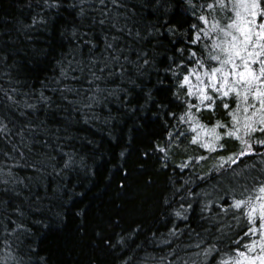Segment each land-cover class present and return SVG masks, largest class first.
I'll use <instances>...</instances> for the list:
<instances>
[{
	"label": "snow or ice",
	"instance_id": "6c2138e0",
	"mask_svg": "<svg viewBox=\"0 0 264 264\" xmlns=\"http://www.w3.org/2000/svg\"><path fill=\"white\" fill-rule=\"evenodd\" d=\"M168 3L42 0L41 5L37 0L40 11L30 23L19 22L18 31L32 39L29 33L49 30V10L60 16L61 10L71 9L62 33L67 50L55 57L56 74L45 79L35 102L27 98L31 93L20 101L18 88L0 86V143L10 146L7 151L0 148V230L13 264H25L14 244L32 234L30 223L50 228L62 222V213L53 211L62 205L46 207L45 200L52 204L61 199L69 187L63 181L85 166L83 157L77 159L79 154L65 146L70 147L75 138L72 130L81 120L94 126L95 121L107 124L116 119L111 104L117 105V113L123 108L135 114L150 104L167 108L165 115L171 121H165L164 133L148 149L162 169L169 168L168 161L179 152L184 160L173 168L191 170L182 184L174 186L172 199L163 200L164 205L175 201L178 207H170L163 217L170 227L160 234V242L170 247L157 264H264V169L258 174L237 171L245 157L259 156L264 162L260 151L264 149V0H184L189 16L174 14L160 27L142 14ZM169 10L165 7V13ZM162 36L173 45L171 53ZM14 43L0 34V65L9 69L15 66ZM162 55L164 60L159 59ZM153 73L155 90L145 83ZM4 75L11 83V73ZM21 106L32 116L19 111L25 121L14 123V110ZM98 108L107 109L108 115L102 117ZM41 110L45 119L39 118ZM229 143L237 150L229 151ZM210 160L217 163L202 167ZM17 168L30 169L32 174L20 177ZM52 175L61 183L48 197L47 178ZM194 185L200 191H194ZM32 187L42 188L45 195L32 192ZM194 205L198 206L195 217ZM152 236L155 239L157 233ZM107 243L116 246L110 239ZM117 244L127 246L124 237ZM131 261L128 257L121 264Z\"/></svg>",
	"mask_w": 264,
	"mask_h": 264
},
{
	"label": "trees",
	"instance_id": "16d2710c",
	"mask_svg": "<svg viewBox=\"0 0 264 264\" xmlns=\"http://www.w3.org/2000/svg\"><path fill=\"white\" fill-rule=\"evenodd\" d=\"M29 3L32 7L28 6ZM36 3L37 0H0V34L6 39L10 36L15 40L12 45L15 66L9 69L0 65V86L18 88L16 98L20 101L26 99L25 93H31L32 97H27L30 103L35 102L34 97L38 95L45 79H51L56 74L55 57L67 50L68 40L62 33L68 26L66 21L71 20L68 15L71 9L61 10L60 16L56 15L55 9L49 10V30L31 32L29 35L32 39H25V33L18 31L19 22L30 23L31 17L40 11ZM40 3L42 5V0ZM165 7L170 9L167 13ZM185 9L184 0H170L159 11L149 8L143 10L142 14L160 27L166 18L174 14L189 16ZM161 40L171 53L173 45L163 36ZM159 59L164 60L165 57L162 55ZM6 72L11 73V83L8 76L4 75ZM163 75L161 68L160 76ZM156 81L157 74L153 73L150 78H146L145 83L155 90L158 87ZM164 86H168L167 82ZM48 94L52 95L51 92ZM2 98L3 93H0V99ZM157 99L160 97L157 96ZM140 103L143 104V100ZM109 107L113 109L112 114L116 119L107 124L95 121L94 126L84 124L81 120L72 130L75 138L69 142L70 147L65 146V150L78 153L77 159L83 157L85 166L78 167L63 181L69 187L61 199H54L52 204H49L48 199L45 200L46 207L62 205L53 207V211L62 213V222L50 228L30 223L32 234L22 239V243L14 244L18 255L24 257L25 264H42L41 257L46 264H121L128 257H132L131 264H157L159 257L167 253L170 246L160 242V234L167 233L170 222L166 223L163 217L168 215L167 209L178 207V204L173 201L171 205H164L163 200L172 199L174 186L182 184L183 179L191 175V170L179 172L173 168V165L184 160L183 154L179 152L173 153V159L168 161L169 168L162 169L161 162L148 146L155 142L154 138H159L164 133L165 121H171V117L165 115L167 108L161 110L159 105L152 108L150 104L148 109L138 110L135 114L123 108L117 113L116 104ZM19 111H27L32 116L31 110L21 106L14 110V123L17 120L20 123L25 121V117L19 116ZM96 111L102 117L108 115L107 109L98 108ZM38 115L40 119H45L43 110ZM204 115L207 117L208 113ZM9 126L12 127L11 124ZM9 147L0 143V148L5 151ZM145 149L149 150V156L144 155ZM228 150L235 151L237 146L229 143ZM188 151L191 152V149ZM260 151L264 152V149ZM121 152H124L123 156L120 155ZM215 163L216 160H210L207 165L202 163V167H211ZM254 164L255 169L252 168ZM241 169L250 174H258L264 169V162H261L259 156L245 157L237 171ZM195 170L201 171L200 168ZM15 171L23 178L32 174L30 169L25 168H17ZM25 183H28L27 179ZM47 183L48 197H51L52 190L61 181L52 175L47 178ZM31 190L41 196L45 195L42 188L32 187ZM193 190L198 192L200 188L194 185ZM24 192L28 194V189H24ZM176 200H179L178 195ZM194 207L197 211L193 213V217L198 214V206ZM171 219L169 217V221ZM154 232L157 233L155 239L152 236ZM132 233L135 235L130 236ZM3 235L0 230V264L8 260ZM120 237L125 238L126 247L117 244ZM108 239L116 245L114 248L108 246ZM188 242L185 240V243ZM8 264L13 262L8 260Z\"/></svg>",
	"mask_w": 264,
	"mask_h": 264
}]
</instances>
